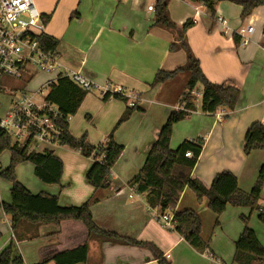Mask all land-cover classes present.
Wrapping results in <instances>:
<instances>
[{"label":"crops","instance_id":"1","mask_svg":"<svg viewBox=\"0 0 264 264\" xmlns=\"http://www.w3.org/2000/svg\"><path fill=\"white\" fill-rule=\"evenodd\" d=\"M155 2L36 0L47 19L46 36L59 41L56 51L60 63L66 69L81 71L99 88L100 96L88 93L77 114L71 118V135L75 139L86 136L92 146L105 141L128 105L114 98L103 101L100 89L107 85L139 93L138 107L143 112L133 113L114 133L115 142L125 151L111 170L109 189H93L86 181L93 159L67 148L55 152L64 166L59 185H23L34 195L42 193L58 197L63 208L80 207L95 199L97 202L91 206V213L99 228L124 238L151 243L171 264H236L235 244L244 230L242 217L249 219V228L256 232L264 247V223L259 220L264 213V186L259 203L261 211L228 206L218 218L217 227L214 226L216 216L208 209L207 200L199 203L191 190L184 191L174 210H193L202 218V237L210 243V251L201 254L177 232L162 227L149 210L146 195L131 198L129 183L143 168L171 112L179 108L177 103L189 79L187 73L156 87L151 84L159 71L172 72L187 63L184 50L171 52L170 47L181 44L177 31L185 23L193 22L184 34V41L199 60L208 80L235 86L242 95L236 110H225L228 114L222 121L198 110L175 124L170 147L175 150L184 141L204 139L203 151L192 177L209 188L216 175L231 172L237 177L242 191H251L264 167V150L254 151L249 156L244 153L245 137L251 125L260 122L264 126V6L243 20L241 7L230 2L217 4L213 18L203 4L171 0L169 17L177 26L176 32H171L154 26L155 12L148 11V7L154 6ZM218 18L228 22L227 29ZM248 25L255 28L251 43L242 46L239 39L236 44L234 34ZM47 78L44 76L42 82ZM82 118L89 120L92 126L80 129L77 120L83 123ZM100 120L107 123L103 133L96 132L93 127L94 122ZM4 184L0 183V203L10 204L11 185ZM59 231L55 224L37 227L24 223L14 233L10 218L0 208V254L12 245L14 257L22 258L23 264H37L41 250L62 245ZM85 264L159 263L149 250L92 239Z\"/></svg>","mask_w":264,"mask_h":264},{"label":"trees","instance_id":"2","mask_svg":"<svg viewBox=\"0 0 264 264\" xmlns=\"http://www.w3.org/2000/svg\"><path fill=\"white\" fill-rule=\"evenodd\" d=\"M171 0H156L154 7V26L176 32L177 26L169 17L168 5ZM203 4L210 15L216 16V6L222 2H230L241 7V19L245 20L253 15L255 10L264 6V0H181ZM46 19V18H45ZM47 21V19H46ZM194 23L187 22L177 31L180 45L172 44L171 52L184 50L187 63L172 72L159 71L151 87L165 84L178 75L187 73L188 82L182 92L178 106L171 112L167 122L160 130L157 141L153 145L141 171L131 180L130 187L137 189L140 195H146L150 208L158 209L165 214L173 210L175 232H177L189 246L198 253L210 251V243L202 237L203 222L199 214L193 210L175 211L186 189L191 190L199 203L208 202V209L216 216L215 227L219 226L218 218L228 206L249 208L251 211H261L260 199L264 186V167L249 193L239 188L237 177L231 172H221L214 178L211 186L206 187L200 180L193 178L196 167L204 147V139L184 141L177 149L170 147L175 124L184 120L192 113L200 111L203 114L215 115L219 110L234 112L238 107L241 90L228 84H214L208 80L196 59L184 41V34ZM264 34V27H263ZM236 44L239 37L234 34ZM41 44L45 51H56L59 41L43 36ZM89 91L75 85L68 78H60L49 91L48 101L57 107L63 116L59 147L68 148L85 158H92L94 163L86 175L87 183L96 191L111 187V170L123 155L125 149L114 139L115 131L126 123L136 111L143 109L135 105L127 108L113 131L105 141L98 146L87 142V137L75 139L69 130L66 118L74 117ZM196 94H199L197 96ZM110 98L128 103V99L118 94H106L103 101ZM199 106V108H198ZM227 117V116H226ZM264 150V126L255 122L247 131L244 142V153L249 156L254 151ZM10 152V166L0 173V178L10 183L11 203L1 204L5 215L10 218L14 233L24 223L33 226L55 224L60 228L58 237L62 245L41 250V259L37 264H85L89 255V242L93 239L110 242L112 244L129 245L149 250L159 264H171L159 249L146 242H138L124 238L116 233L107 232L99 228L91 213V206L95 199L80 207L63 208L59 205L58 197L47 194H32L17 178L15 169L21 163H31L35 176L46 185H59L63 177L64 166L60 158L55 155L53 148H44L42 152L30 151L29 147H19L10 137L0 133V156ZM187 153H191L189 158ZM259 220L264 223V213ZM244 230L235 244L234 262L236 264H264V247L260 243L255 231L249 228V219L242 217ZM0 264H23L22 258L14 257L13 246L10 245L0 254Z\"/></svg>","mask_w":264,"mask_h":264},{"label":"built area","instance_id":"3","mask_svg":"<svg viewBox=\"0 0 264 264\" xmlns=\"http://www.w3.org/2000/svg\"><path fill=\"white\" fill-rule=\"evenodd\" d=\"M125 2L127 0H117ZM148 11L155 12L154 7ZM218 21L224 29L228 22L223 18ZM47 21L37 9L35 0H0V97L6 91L14 90L12 81L31 82L38 75L48 77L38 87L26 88L16 95H7L8 104L0 102V133L10 137L19 147H29L30 151L39 148H59L63 134V116L57 107L48 101L51 88L60 78H68L85 91L99 89L98 86L81 71L66 69L59 61L57 51H45L41 38L46 36ZM255 33L252 25L241 27L237 33L242 46L251 43ZM101 90L102 96L118 94L128 99L130 107L138 105L141 95L124 89L107 85ZM47 91V93L45 92ZM199 96V94H196ZM227 112L219 110L215 116L219 121L226 118ZM71 118H66L70 122ZM189 158L191 153H187ZM92 159V158H91ZM2 164L0 162V173ZM131 198L140 195L131 187ZM155 219L163 228L174 231L173 212L162 214L158 209L149 207Z\"/></svg>","mask_w":264,"mask_h":264},{"label":"rangeland","instance_id":"4","mask_svg":"<svg viewBox=\"0 0 264 264\" xmlns=\"http://www.w3.org/2000/svg\"><path fill=\"white\" fill-rule=\"evenodd\" d=\"M35 3H36V0H35ZM36 6H37V9L40 12V9H39L37 3H36ZM43 79H44V76L43 75H38L34 80H32L31 82H28V83L25 82V81H18V80L16 81V80H14V81H12V87L14 88V90H12V92L10 90L9 91H6L5 94H7V95H10L11 94V95L19 96V93L22 92L24 90V88H26L24 86H26L27 84H29L28 86L30 87V89H32L35 86H38L43 81ZM45 92L47 93V91H45ZM89 93L91 95H95L97 97L100 96V92H99L98 89H92L91 91H89ZM7 95H5L3 97H0V102L2 104H8V101L10 99H8ZM101 99H102V97H101ZM177 105H178V103H177ZM136 112H138V111H136ZM143 119L146 121V123L148 122L147 119H145V118H143ZM80 120H77V125L80 127V129L86 128V127H88V125L89 126H92V123L89 120H86V118H82L83 123ZM145 121L143 123H145ZM115 126H116V124L113 125V127L110 130V133L113 131L112 129H114ZM93 127L96 130V132L97 131H100V132L103 133L105 131L106 127H107V123H105L104 121H101V120L98 121V122L95 121ZM110 133H107V134L109 135ZM60 148L61 147L56 148V149H54V151L56 153H60V151H61V150H59ZM43 149H44V146L41 147V148H39L36 152H42ZM68 151L72 152V150H70V149H68ZM0 162L2 164V171L5 170L6 168H8L10 166V152L9 151H5L0 156ZM15 173H16L17 180L21 184H23V183H25V184H29V183H42L35 176V174H34V166L31 163L26 162V163L19 164L16 167V169H15ZM0 183H6V184H4L6 186H8V184L10 185L9 182H7L5 180H2L1 178H0ZM44 185H46V184H44Z\"/></svg>","mask_w":264,"mask_h":264}]
</instances>
